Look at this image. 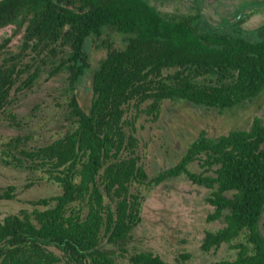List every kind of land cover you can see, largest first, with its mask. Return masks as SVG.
Returning <instances> with one entry per match:
<instances>
[{
  "label": "trees",
  "instance_id": "1",
  "mask_svg": "<svg viewBox=\"0 0 264 264\" xmlns=\"http://www.w3.org/2000/svg\"><path fill=\"white\" fill-rule=\"evenodd\" d=\"M7 26L24 29L21 51L34 53L40 66L31 71L34 64H23L21 54L3 59L0 112L12 90L32 87L48 60L51 75H65L70 128L33 149L18 137L1 150L3 165L44 173L60 193L28 201L31 211L0 221V264H170L150 251L128 252L140 222V196L131 189L182 176L209 191L213 211L207 220L222 224L205 232L201 250L229 245L236 252L213 264H264L259 119L248 130L215 138L201 133L175 165L153 176L141 163L134 136L137 118L156 120L164 101L224 111L263 93L264 24L250 38L239 28L212 27L196 14L161 12L149 0H0V29ZM104 30L123 36V46H107L92 74L86 111L75 95L88 69L84 46ZM195 163L202 172L189 170ZM13 192L8 187L0 201L12 200Z\"/></svg>",
  "mask_w": 264,
  "mask_h": 264
},
{
  "label": "rangeland",
  "instance_id": "2",
  "mask_svg": "<svg viewBox=\"0 0 264 264\" xmlns=\"http://www.w3.org/2000/svg\"><path fill=\"white\" fill-rule=\"evenodd\" d=\"M157 10L165 13L199 15L208 25L226 29H241L250 38V32L264 24V0H149ZM24 29L16 32L14 26L0 29V45L9 41L0 51V63L12 55L21 54L23 64L40 66L34 53L21 51ZM124 37L104 30L100 37L90 38L84 46L88 69L75 90L80 106L88 111L91 98V78L105 57L107 46H123ZM46 60V59H45ZM41 65L39 77L26 90L14 89L10 103L0 112V152L11 139L21 138L26 148L48 144L70 128L65 75H51L54 67L48 60ZM24 74L21 79H24ZM200 80V82H207ZM254 119L264 125V92L251 101L230 109L218 111L187 101H164L156 120L140 115L135 122L134 136L137 153L149 176L175 165L188 145L201 133L215 138L234 130H248ZM193 173L203 169L189 166ZM14 187L12 200L0 201V221L21 209L32 210L27 202L60 193L59 188L41 172H31L5 166L0 162V194ZM133 193L140 196V222L131 231L128 252L150 251L170 264H213L230 260L236 255L229 245L216 251L204 252L200 246L206 231H215L221 222H209L212 207L206 202L209 191L191 183L184 176L159 186L134 185ZM264 240V209L258 222ZM185 258V260H184ZM127 264L126 260H119Z\"/></svg>",
  "mask_w": 264,
  "mask_h": 264
}]
</instances>
